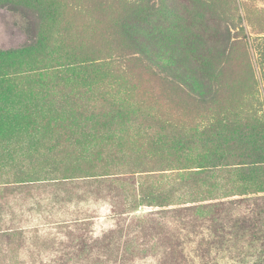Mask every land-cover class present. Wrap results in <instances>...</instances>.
Here are the masks:
<instances>
[{"label": "rangeland", "instance_id": "rangeland-1", "mask_svg": "<svg viewBox=\"0 0 264 264\" xmlns=\"http://www.w3.org/2000/svg\"><path fill=\"white\" fill-rule=\"evenodd\" d=\"M0 57V264H264V0H0Z\"/></svg>", "mask_w": 264, "mask_h": 264}, {"label": "trees", "instance_id": "trees-1", "mask_svg": "<svg viewBox=\"0 0 264 264\" xmlns=\"http://www.w3.org/2000/svg\"><path fill=\"white\" fill-rule=\"evenodd\" d=\"M7 59L8 58L5 59L3 57L2 58L0 57V73L7 71L8 67H9ZM4 60H5V62H4ZM202 65L204 66V63ZM203 66H202V68H204ZM3 76H4V74H0V78ZM203 77H204V79H202V83L199 82L198 87L196 89H194V88L192 89V93L196 94L197 96L199 95L201 100L207 101V99L209 100L211 95L213 94V87L210 84V76L208 74H204ZM118 111L114 114H117ZM79 115H80V113L77 114V116H79ZM82 125H83V122L78 121V123H76L75 126L77 128H80ZM109 134H111V133L107 132V136L105 137L106 142H109L113 139L112 135H109ZM97 137L99 138L98 135H97ZM86 139H91L89 134L86 136ZM211 142H213V141H211ZM213 144H215V143L213 142ZM210 152H211L210 154H207V155H209L207 157L211 158L212 160L215 159V157H213V155L218 157V155H217L218 154V148L217 147H216L215 152H212V150ZM258 156L259 155H255L256 158H259Z\"/></svg>", "mask_w": 264, "mask_h": 264}]
</instances>
